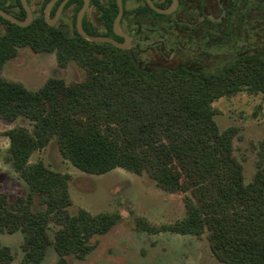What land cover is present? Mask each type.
Instances as JSON below:
<instances>
[{
    "label": "trees",
    "instance_id": "obj_1",
    "mask_svg": "<svg viewBox=\"0 0 264 264\" xmlns=\"http://www.w3.org/2000/svg\"><path fill=\"white\" fill-rule=\"evenodd\" d=\"M47 1L32 9L28 25L0 17L5 24L0 67L17 55L18 47L28 46L37 53L54 52L61 67L74 62L85 72L82 80L70 83L49 77L37 90L0 78V120L21 117L31 126L3 132L9 139L5 160L27 185L26 192H10L0 184V233L21 232V264H40L50 246L56 264H68L70 253L83 258L96 245V236L121 220L118 213L70 211L71 175L42 160L29 162L34 151L52 140L61 156L84 173L120 167L146 173L159 189L181 195L185 214L179 221L157 227L134 215L137 229L205 234L219 262L264 264V136L259 142L263 158L246 182L233 146L238 127L220 129L212 106L239 91L264 97V59L243 55L214 70H149L139 67L128 51L77 32L82 0L64 6L72 12L70 31L45 21ZM103 1L90 4L104 28L111 29L116 1ZM0 8L25 18L20 0H0ZM83 26L91 35H105L86 27L84 19ZM12 259L10 247L0 243V264Z\"/></svg>",
    "mask_w": 264,
    "mask_h": 264
},
{
    "label": "rangeland",
    "instance_id": "obj_2",
    "mask_svg": "<svg viewBox=\"0 0 264 264\" xmlns=\"http://www.w3.org/2000/svg\"><path fill=\"white\" fill-rule=\"evenodd\" d=\"M40 2L30 0L31 8L35 9ZM127 6L129 3L124 2L123 9ZM87 13L88 18H92L93 8ZM71 15L70 8L61 12L56 25L70 31ZM3 28L5 24L0 22V30ZM135 63L141 67L136 60ZM147 69L160 70L162 67L148 66ZM84 76V70L74 62L61 67L54 52L37 53L28 46L18 47L17 55L0 67V78L19 82L31 90L39 89L49 77L70 83ZM212 106L218 110L214 119L220 129L231 125L238 127L233 146L243 164L247 182L255 172L256 162L263 158L259 142L264 136V97L239 91L214 100ZM15 126L31 128L21 117L13 121L0 120V184L10 192L18 188L26 192L27 185L5 160L9 139L3 132ZM37 160L71 175L68 189L71 212L84 209L91 214L118 213L121 219L106 233L96 236V245L85 257L66 255L68 264H223L212 255L205 234L197 236L170 230L149 233L136 228L134 215L158 227L171 225L185 214L181 195L159 189L146 173L138 175L120 167L99 175L84 173L61 156L54 140L30 155L29 162ZM34 207L39 208L37 201ZM50 234L53 235V231L50 230ZM21 240L20 231L0 233V243L9 246L13 253L9 264H21ZM56 260L57 254L50 246L40 264H56Z\"/></svg>",
    "mask_w": 264,
    "mask_h": 264
},
{
    "label": "flooded vegetation",
    "instance_id": "obj_3",
    "mask_svg": "<svg viewBox=\"0 0 264 264\" xmlns=\"http://www.w3.org/2000/svg\"><path fill=\"white\" fill-rule=\"evenodd\" d=\"M151 1L159 8H168L173 3V0ZM100 2L104 4L103 0ZM124 2L129 6L123 9L118 33L112 26L104 28L91 0L82 26L84 19L86 27L126 43L124 50L141 67L214 70L243 55L264 59V0H176L169 13L156 12L145 0ZM64 6L61 12L65 11ZM90 7L94 13L89 19Z\"/></svg>",
    "mask_w": 264,
    "mask_h": 264
},
{
    "label": "water",
    "instance_id": "obj_4",
    "mask_svg": "<svg viewBox=\"0 0 264 264\" xmlns=\"http://www.w3.org/2000/svg\"><path fill=\"white\" fill-rule=\"evenodd\" d=\"M57 0H49L46 2L44 8H43V14H44V19L45 21L49 24V25H55L56 21L58 19V16L64 6V4L68 1V0H61L54 12V15L51 17L49 15L50 10L52 8V6L55 4ZM82 5L81 7L78 9L76 16H75V28L77 30V32L84 37L85 39L89 40V41H93V42H107V43H111L112 45L119 47L121 49H126V43H121L117 40H115L112 37L106 36V35H91L88 32H86L82 26V18L84 15V12L86 10V8L88 7L89 4V0H82ZM102 1V0H100ZM116 1V5H117V13L115 15V17L113 18V22H112V27L113 30L118 33L119 32V20L122 16L123 13V0H115ZM147 2V4L156 12H160V13H169L172 10V6L176 3V0H173V3L170 7L168 8H159L157 6H155L151 0H145ZM21 5L23 7V9L25 10V18L20 20L17 17L13 16L12 14L8 13L7 11L3 10L2 8H0V17L15 23L17 25L20 26H25L28 25L31 20L33 19V14H32V10L31 7L28 3L27 0H20Z\"/></svg>",
    "mask_w": 264,
    "mask_h": 264
}]
</instances>
